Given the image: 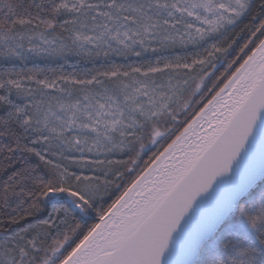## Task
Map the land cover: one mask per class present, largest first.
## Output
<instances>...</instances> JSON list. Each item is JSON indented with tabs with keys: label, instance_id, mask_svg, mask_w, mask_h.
I'll list each match as a JSON object with an SVG mask.
<instances>
[{
	"label": "snow or ice",
	"instance_id": "6c2138e0",
	"mask_svg": "<svg viewBox=\"0 0 264 264\" xmlns=\"http://www.w3.org/2000/svg\"><path fill=\"white\" fill-rule=\"evenodd\" d=\"M0 264H264V0H0Z\"/></svg>",
	"mask_w": 264,
	"mask_h": 264
},
{
	"label": "rangeland",
	"instance_id": "374dc122",
	"mask_svg": "<svg viewBox=\"0 0 264 264\" xmlns=\"http://www.w3.org/2000/svg\"><path fill=\"white\" fill-rule=\"evenodd\" d=\"M42 63V62H41ZM29 66H31V64L29 65ZM83 67H91V65H83ZM66 71H70L71 69H65Z\"/></svg>",
	"mask_w": 264,
	"mask_h": 264
}]
</instances>
